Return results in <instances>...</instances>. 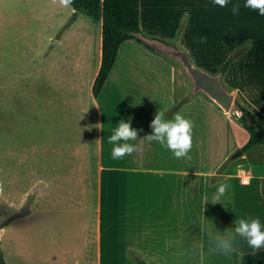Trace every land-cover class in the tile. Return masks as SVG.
Here are the masks:
<instances>
[{
  "label": "crops",
  "instance_id": "crops-1",
  "mask_svg": "<svg viewBox=\"0 0 264 264\" xmlns=\"http://www.w3.org/2000/svg\"><path fill=\"white\" fill-rule=\"evenodd\" d=\"M98 23L96 71L81 105L88 136L74 154H66L65 159L57 155L59 161L53 163L48 174L52 184H67V174L73 173L79 177L75 182L81 181L83 190L94 195V243L90 244L85 229L81 245L76 244L80 236L72 243L65 240L58 255L77 254L84 263L94 256V264H242L240 257L225 256L216 250L209 233L222 236L240 217L259 218L264 227V146L234 157L249 140V133L237 117L224 111L204 91L199 77L209 75L233 96L234 103L249 107L264 122V26L245 30L242 39L216 51L220 63L225 64L231 57L234 61L225 73H221L223 64L213 76L193 67L186 50L174 47L177 54L171 57L167 51H152L136 40H128L121 46L117 62L96 98L92 89L102 56V23ZM139 36L146 41L158 39L145 38L142 29ZM138 55L155 56L161 63L165 57L180 58L186 69L179 77L167 71H139L134 65ZM160 110L165 119L180 112L193 122L191 160L175 158L159 143L142 141L152 134L150 124ZM121 120L130 121L138 131L137 139L129 143L141 151L114 160L108 137ZM40 152L36 145L35 157L39 158ZM38 163L44 166V161L36 158L35 168ZM242 170L249 172L248 184L242 182ZM220 184L228 186L226 193L213 204ZM240 247L244 255L257 252L243 242ZM54 248H58L57 243Z\"/></svg>",
  "mask_w": 264,
  "mask_h": 264
},
{
  "label": "rangeland",
  "instance_id": "rangeland-1",
  "mask_svg": "<svg viewBox=\"0 0 264 264\" xmlns=\"http://www.w3.org/2000/svg\"><path fill=\"white\" fill-rule=\"evenodd\" d=\"M243 4L230 0L220 8L213 0H142V34L168 42V50L158 49L171 57L174 47L186 50L193 67L213 76L224 64L216 51L242 39L245 30L264 26V17ZM99 27L59 0H0V251L7 264L95 263L94 256L84 263L77 254L58 255L65 240L80 236L81 245L85 229L94 243V195L73 173L67 184H52L48 174L57 155L65 159L86 142L81 105L96 71ZM202 37L206 43L199 42ZM154 57H135L136 69L178 77L185 72L180 58L161 63ZM199 80L203 88L204 76ZM223 108L238 116L236 104ZM36 158L44 166L35 168Z\"/></svg>",
  "mask_w": 264,
  "mask_h": 264
},
{
  "label": "clouds",
  "instance_id": "clouds-1",
  "mask_svg": "<svg viewBox=\"0 0 264 264\" xmlns=\"http://www.w3.org/2000/svg\"><path fill=\"white\" fill-rule=\"evenodd\" d=\"M56 2L57 0H53V3ZM229 2L230 0H213L214 5L220 8L228 7ZM71 3L72 0H59V4L65 7ZM237 7L233 8L234 13L237 11ZM243 7L264 17V0H244ZM187 15L188 13L185 12V16ZM206 41L207 38L202 37L199 42L206 43ZM150 127L152 134L146 135L142 141H147L149 144L159 143L170 150L175 158L192 159L189 155L193 147V122L191 120L184 118L180 112H176L171 119H165V113L160 110L155 115ZM137 137L138 131L132 128L131 122L121 120L108 137V143L113 145L112 159H122L126 155L141 151L140 148L129 143V141L136 140ZM227 187L226 184H220L213 197V204L219 203L221 197L225 195ZM234 224V228L225 231L222 236L213 237L209 233V240L215 244L216 250L225 256L235 255L243 259L244 251L240 247L242 242L254 251L264 248V227H262L259 218L249 220L240 217ZM201 258H203V253H201Z\"/></svg>",
  "mask_w": 264,
  "mask_h": 264
},
{
  "label": "trees",
  "instance_id": "trees-1",
  "mask_svg": "<svg viewBox=\"0 0 264 264\" xmlns=\"http://www.w3.org/2000/svg\"><path fill=\"white\" fill-rule=\"evenodd\" d=\"M74 14L84 13L93 22L102 23V56L98 74L93 84V94L98 98L117 62L119 50L128 40H136L152 51H157L159 44L163 51L170 44L153 39H142L141 33V0H72L70 4ZM174 50V48H173ZM176 51V50H175ZM234 57L229 58L221 69L225 73ZM237 116L242 127L249 133V140L241 148L246 153L255 146H264V122L258 114L249 107L236 102ZM0 264H7L0 251ZM242 264H264V250L245 254Z\"/></svg>",
  "mask_w": 264,
  "mask_h": 264
},
{
  "label": "water",
  "instance_id": "water-1",
  "mask_svg": "<svg viewBox=\"0 0 264 264\" xmlns=\"http://www.w3.org/2000/svg\"><path fill=\"white\" fill-rule=\"evenodd\" d=\"M203 89L223 107L232 109L235 105L233 96L225 92L218 83L213 82L209 75H204ZM243 154L244 152L240 149L235 153L234 157H239Z\"/></svg>",
  "mask_w": 264,
  "mask_h": 264
},
{
  "label": "built area",
  "instance_id": "built-area-1",
  "mask_svg": "<svg viewBox=\"0 0 264 264\" xmlns=\"http://www.w3.org/2000/svg\"><path fill=\"white\" fill-rule=\"evenodd\" d=\"M241 179H242L243 184H248L249 180H250L249 172L246 170H242L241 171Z\"/></svg>",
  "mask_w": 264,
  "mask_h": 264
}]
</instances>
